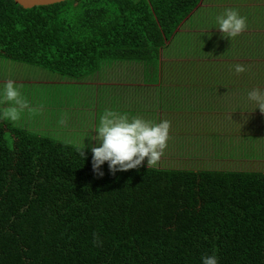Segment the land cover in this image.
I'll use <instances>...</instances> for the list:
<instances>
[{"label":"trees","instance_id":"1","mask_svg":"<svg viewBox=\"0 0 264 264\" xmlns=\"http://www.w3.org/2000/svg\"><path fill=\"white\" fill-rule=\"evenodd\" d=\"M200 1L0 0V58L73 80L150 61ZM53 135L0 120V264H264V171L145 159L101 176L89 142Z\"/></svg>","mask_w":264,"mask_h":264},{"label":"crops","instance_id":"2","mask_svg":"<svg viewBox=\"0 0 264 264\" xmlns=\"http://www.w3.org/2000/svg\"><path fill=\"white\" fill-rule=\"evenodd\" d=\"M226 8L238 9L247 17V28L236 37H226L217 28L216 16ZM236 64L245 65L246 70L236 72ZM97 71L96 79L90 80L94 83L87 79L83 84L91 98H86L85 91H76L65 108L72 112L59 117L67 133H95L105 109L157 123L167 119L169 133H196V144L203 148L207 147L205 133L241 134L247 131V121L262 127L259 133H264V111L247 96L254 88L264 91V0H201L155 59L112 61ZM71 82L79 84L81 79ZM45 128L60 132L53 124ZM167 143L174 144L170 136Z\"/></svg>","mask_w":264,"mask_h":264},{"label":"rangeland","instance_id":"3","mask_svg":"<svg viewBox=\"0 0 264 264\" xmlns=\"http://www.w3.org/2000/svg\"><path fill=\"white\" fill-rule=\"evenodd\" d=\"M98 73L99 71L82 78L79 84L70 83L73 79L42 67L0 58V87L7 80H14L17 85L22 86L20 88L21 93L30 101V106L34 109L31 112L25 109L17 121L8 122L26 127L37 133L54 134L53 136H59L58 138L61 139L63 138L62 134L65 133L70 142L81 145L88 143L95 133H67L69 131L64 130V126L59 122V117L72 112V109L65 108L69 106L76 91H85L86 98H91V91L83 84L87 82V79H89L88 83H94L90 80L96 79ZM95 96L96 91L93 88L92 97L95 98ZM82 98L85 99V97ZM94 102L96 104V100ZM220 108L225 109L226 106ZM94 110L95 105L91 108L92 112ZM54 112L59 114L58 118H53ZM251 117L255 118V115L251 114ZM41 120L44 124L39 123ZM48 124L57 126L60 132L49 131L45 128ZM247 124V131H244L245 135L243 136L240 133H223L220 131L216 132L218 134L215 135L205 133L203 141L207 144L206 148H203V145L200 148L196 144L198 140L196 133L181 132L182 135L169 133L170 141L172 140L174 144L167 143L160 160L152 166L168 164L169 167L189 168L195 166L213 169L238 168V170L264 171V133H259L262 127L258 128L250 121H247ZM76 138H80L79 141ZM8 140L10 141L9 137ZM210 155V159L205 160V162L201 161Z\"/></svg>","mask_w":264,"mask_h":264},{"label":"clouds","instance_id":"4","mask_svg":"<svg viewBox=\"0 0 264 264\" xmlns=\"http://www.w3.org/2000/svg\"><path fill=\"white\" fill-rule=\"evenodd\" d=\"M216 23L226 37H236L247 28V17L241 15L238 9L226 8L216 16ZM234 68L238 73L246 70L243 64H236ZM21 87L11 79L0 87V120L17 121L25 109L30 112L34 110L30 101L21 93ZM247 96L256 103V107L264 111V91L254 88ZM170 123L167 119L157 123L140 116L129 117L126 112L105 109L99 116L95 135L91 136L94 143L88 145L92 153L93 171L102 176L104 173L101 166L105 162L113 174L139 168L145 158L147 165L156 164L167 146ZM81 155H85L83 150ZM201 264H219V258L215 253L202 255Z\"/></svg>","mask_w":264,"mask_h":264},{"label":"water","instance_id":"5","mask_svg":"<svg viewBox=\"0 0 264 264\" xmlns=\"http://www.w3.org/2000/svg\"><path fill=\"white\" fill-rule=\"evenodd\" d=\"M64 0H14L16 4H19L23 8H31L38 5H48Z\"/></svg>","mask_w":264,"mask_h":264}]
</instances>
